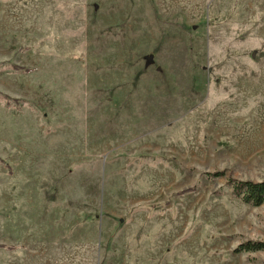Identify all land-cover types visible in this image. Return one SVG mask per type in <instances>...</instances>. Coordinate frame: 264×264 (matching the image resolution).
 <instances>
[{"label": "rangeland", "instance_id": "obj_1", "mask_svg": "<svg viewBox=\"0 0 264 264\" xmlns=\"http://www.w3.org/2000/svg\"><path fill=\"white\" fill-rule=\"evenodd\" d=\"M232 180L264 182V0H0V264H264Z\"/></svg>", "mask_w": 264, "mask_h": 264}, {"label": "trees", "instance_id": "obj_2", "mask_svg": "<svg viewBox=\"0 0 264 264\" xmlns=\"http://www.w3.org/2000/svg\"><path fill=\"white\" fill-rule=\"evenodd\" d=\"M20 68L16 69L19 70ZM222 176V173H216L213 177ZM228 186L231 188L236 196H240L242 200L253 206H259L264 203V182L263 183H252V182H237L229 181ZM244 251H260L264 250V243L247 244Z\"/></svg>", "mask_w": 264, "mask_h": 264}]
</instances>
